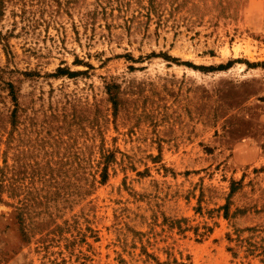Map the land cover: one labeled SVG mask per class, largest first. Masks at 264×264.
Instances as JSON below:
<instances>
[{"label": "rangeland", "instance_id": "1", "mask_svg": "<svg viewBox=\"0 0 264 264\" xmlns=\"http://www.w3.org/2000/svg\"><path fill=\"white\" fill-rule=\"evenodd\" d=\"M0 264H264V0H0Z\"/></svg>", "mask_w": 264, "mask_h": 264}]
</instances>
